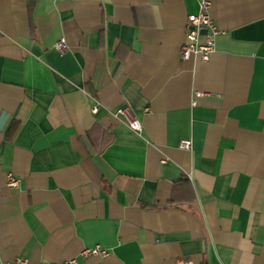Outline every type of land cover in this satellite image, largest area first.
I'll return each mask as SVG.
<instances>
[{
  "label": "crops",
  "instance_id": "obj_1",
  "mask_svg": "<svg viewBox=\"0 0 264 264\" xmlns=\"http://www.w3.org/2000/svg\"><path fill=\"white\" fill-rule=\"evenodd\" d=\"M197 11L0 0V264H264V0L214 1L205 62Z\"/></svg>",
  "mask_w": 264,
  "mask_h": 264
},
{
  "label": "built area",
  "instance_id": "obj_2",
  "mask_svg": "<svg viewBox=\"0 0 264 264\" xmlns=\"http://www.w3.org/2000/svg\"><path fill=\"white\" fill-rule=\"evenodd\" d=\"M198 11L194 14H190L187 18V29L185 38L187 42L181 47L179 56L182 60H189L191 57H198L201 61L205 62L209 59L210 54L215 49L216 37L219 33L214 20L210 16V9L215 0H196ZM202 38V41L200 39ZM53 49L59 53L66 51L65 39L60 38L53 45ZM196 96H200L201 93H195ZM98 105L92 107V112L96 113ZM115 117L124 116L131 130L135 132L141 131V126L136 119L131 117L127 107L119 108L114 113ZM191 140L183 139L179 141V149L189 151L191 149ZM19 181L11 174H7V186L18 187ZM83 258L96 257L101 260L105 259L109 255V251L99 245L91 248H85L80 253ZM74 261H70L66 264H73ZM4 264H31L26 257H17L13 261L5 262ZM56 264V263H55ZM178 264H191L189 262H180Z\"/></svg>",
  "mask_w": 264,
  "mask_h": 264
},
{
  "label": "water",
  "instance_id": "obj_3",
  "mask_svg": "<svg viewBox=\"0 0 264 264\" xmlns=\"http://www.w3.org/2000/svg\"><path fill=\"white\" fill-rule=\"evenodd\" d=\"M7 116H8L7 113H4V112H2L0 114V130L2 129L4 123H5L6 119H7Z\"/></svg>",
  "mask_w": 264,
  "mask_h": 264
}]
</instances>
